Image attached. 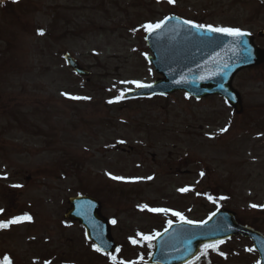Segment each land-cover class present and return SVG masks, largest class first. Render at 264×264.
Returning <instances> with one entry per match:
<instances>
[{"label": "rangeland", "instance_id": "obj_1", "mask_svg": "<svg viewBox=\"0 0 264 264\" xmlns=\"http://www.w3.org/2000/svg\"><path fill=\"white\" fill-rule=\"evenodd\" d=\"M171 14L254 37L264 30L259 0L0 3V222L32 218L0 229V261L112 264L65 220L69 199L82 194L116 221L115 256L125 264H146L153 241L140 234L156 237L168 221L180 222L172 211L201 223L224 207L264 233V63L234 80L239 113L219 96L125 99L138 89L133 81L160 80L143 26ZM65 53L91 72L88 82ZM248 249V239L224 241L199 264H258Z\"/></svg>", "mask_w": 264, "mask_h": 264}, {"label": "water", "instance_id": "obj_2", "mask_svg": "<svg viewBox=\"0 0 264 264\" xmlns=\"http://www.w3.org/2000/svg\"><path fill=\"white\" fill-rule=\"evenodd\" d=\"M261 2L264 4V0ZM171 17L165 19L167 23L162 28L146 36L153 54L149 62L163 79L150 88L132 90L126 98L143 99L186 91L195 99L220 96L240 112L241 97L232 83L239 71L260 66L264 53L255 46L250 35L236 38L207 32L185 24V20L176 16ZM259 37H264L263 31ZM64 60L73 72L89 81L91 73L84 70L79 61L70 54H65ZM69 202L71 208L66 218L81 223L88 240L99 246L101 252L115 253L118 244L112 239L110 222L102 217L101 203L88 196L74 197ZM235 236L250 238L261 258L259 264H264V234L244 225L235 212L226 208L202 223L172 224L154 240V253L148 263L187 264L203 245Z\"/></svg>", "mask_w": 264, "mask_h": 264}, {"label": "snow or ice", "instance_id": "obj_3", "mask_svg": "<svg viewBox=\"0 0 264 264\" xmlns=\"http://www.w3.org/2000/svg\"><path fill=\"white\" fill-rule=\"evenodd\" d=\"M167 2L169 4H174L176 2V0H167ZM167 19L170 20V19H172V17H168ZM165 23H167V20H165L162 23H157V24H146L143 27L149 33H153L156 30L162 28ZM184 23L188 24L191 27L196 28V29H203L207 32L220 33V34H223L226 36H231V37H236V38H241V37L249 35V33L243 32L240 29L204 26V25H200V24H195L192 21H188V20H185ZM38 34L44 35V32L40 31ZM132 83H134L137 88H150V87H152V85L143 84L139 81H133ZM64 95L68 96V98L72 99V100L90 99L89 97L70 96L67 93H65ZM119 99H123V94H121V96L117 98V100H119ZM113 102H116V101H112V100L108 101V103H113ZM221 131L227 132L228 128L225 127L223 129H221ZM120 143H124V141H120ZM203 175H204V173H201V176H203ZM2 178L7 179V177H2ZM112 179H123V178L113 176ZM13 187H20V185H13ZM188 190H189L188 188L180 189L181 192H187ZM221 199H226V197H221ZM145 207H147V206H145ZM251 207L256 208V207H260V206L253 204V205H251ZM148 210L151 212L164 213V214H167L170 211L169 209H163V208H149ZM2 211L3 210L0 209V213H2ZM171 214L175 217H178L182 224H191V225L196 224L195 221L186 219L180 212L172 211ZM31 219L32 218L30 216H21V217L13 218L12 220H9L7 222H0V229L8 228L12 224H18V223H21L25 220L30 221ZM112 223L115 224L116 221L113 220ZM168 226H169V228L172 226V221H168ZM140 235H141L142 240L148 241L149 244H151V241L153 239H155L156 237H158L160 235V233H157L156 237L150 236V235H143V234H140ZM132 243L135 244V243H137V241L132 240ZM222 243H224V241L221 240V241H217L216 243L205 244L203 247V251H202L201 255L206 256L209 249H212L213 251H218L219 244H222ZM94 248H95V251H97V252L102 251V249L99 246H94ZM253 250L254 249H248V251H253ZM106 254L110 255L111 260H112V264H125L124 261L118 260L115 255H111V253H106ZM220 255L223 256L224 253L221 252ZM199 259H200V257L197 256L196 260L198 261ZM0 264H11V261L6 257L5 261L0 262ZM47 264H50V262H47ZM193 264H195V261L193 262Z\"/></svg>", "mask_w": 264, "mask_h": 264}, {"label": "flooded vegetation", "instance_id": "obj_4", "mask_svg": "<svg viewBox=\"0 0 264 264\" xmlns=\"http://www.w3.org/2000/svg\"><path fill=\"white\" fill-rule=\"evenodd\" d=\"M3 262V261H2Z\"/></svg>", "mask_w": 264, "mask_h": 264}]
</instances>
